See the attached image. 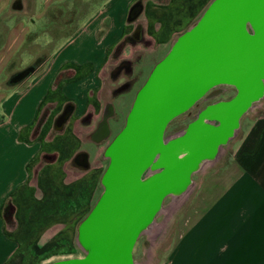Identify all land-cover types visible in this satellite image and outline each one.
Wrapping results in <instances>:
<instances>
[{"label": "crops", "instance_id": "obj_1", "mask_svg": "<svg viewBox=\"0 0 264 264\" xmlns=\"http://www.w3.org/2000/svg\"><path fill=\"white\" fill-rule=\"evenodd\" d=\"M65 1L69 0H33L28 21L25 16H8L7 36L0 47V75L27 34L41 28L47 8ZM138 1L142 11L129 22V9ZM210 1L90 2L78 19L77 31L57 40L43 70L24 89L17 86L6 93L0 88V264H46L70 257L68 248L77 246V223L99 194L104 146L102 141L94 143L90 134L110 95V85L104 84L106 70L109 67L110 73L121 60L133 61L132 70L142 78L136 80L130 96ZM9 3L0 0V14ZM59 74L64 78L57 82ZM67 105L72 112L62 129L55 130V119ZM4 126L14 129L5 134L1 131ZM241 129L229 164L218 180L203 187L200 216L160 264H264V113L241 122ZM80 153L86 154V169L74 162ZM35 154L45 161L39 168L44 194L67 191L61 198L67 203L76 199L75 188L89 180L88 201L70 214L18 215L24 208L21 200L27 197L23 192L28 181L25 170L32 166ZM38 183L36 179L35 185ZM14 191L9 199L14 206V223L6 226L2 201Z\"/></svg>", "mask_w": 264, "mask_h": 264}, {"label": "water", "instance_id": "obj_2", "mask_svg": "<svg viewBox=\"0 0 264 264\" xmlns=\"http://www.w3.org/2000/svg\"><path fill=\"white\" fill-rule=\"evenodd\" d=\"M10 7L22 11L23 6L14 0ZM141 11V2L134 3L127 20L135 21ZM31 70L10 81L26 79ZM226 87L234 90L230 98L204 105L182 128L165 134L174 119ZM262 99L264 0H211L152 65L122 127L104 148L102 190L76 226L82 255L46 264H137L135 245L155 225L165 199L180 201L189 194L193 175L217 160L240 131L244 114ZM71 112L72 107H64L55 130L62 129ZM110 114L90 134L94 143L108 138ZM78 161L88 167L86 156Z\"/></svg>", "mask_w": 264, "mask_h": 264}, {"label": "rangeland", "instance_id": "obj_3", "mask_svg": "<svg viewBox=\"0 0 264 264\" xmlns=\"http://www.w3.org/2000/svg\"><path fill=\"white\" fill-rule=\"evenodd\" d=\"M13 1L14 0H10L8 8L4 10L1 14H4L7 17L10 15H14L17 18H22L23 16H25L26 20L28 21V18L32 16L30 15V13H31V5L33 4V0H21L23 6L22 11H14L11 9L10 5ZM78 1L81 0H77V4L75 2H72L70 9H72L75 5L79 6L80 4L78 5L79 3ZM82 1L84 2L85 0ZM82 7L83 6H81V8ZM80 14L81 13H79V15L75 17L73 16L70 25L62 27V22H66L71 18L70 13L67 12L64 17L57 18L59 24L57 23V25H55V27H57L58 29L56 30L55 34L41 30L35 32V34L34 33L31 34L30 40L26 41L24 45L23 43L25 40L23 41L22 43L23 47L21 48L20 53L17 54L18 56L15 61V63L20 64L19 69L26 68L27 66L32 64L34 60H38V63L37 66L31 70L32 72L29 73L30 74L29 78L22 80L20 79L17 82H15V84H17V86L19 87L16 89L19 90L24 89L29 83V81L34 77V75L40 73L43 70L46 62L44 61L46 60L45 55L48 52L52 54L56 46L57 40H55L54 36L64 34L66 31H69L73 26H76L78 22V18H80L79 17ZM6 20L7 23L9 19ZM57 31H59V34H57ZM7 32H8V24H7V29L3 33H1L0 36L1 41L5 42ZM108 69L106 70L104 76V84L106 86L108 84L110 85L111 82L117 83L118 81L121 80V79L118 80L117 78H112L109 75ZM11 74L12 73L9 72L7 77L9 78ZM1 75H0L1 76L0 88L2 91L8 93L9 91H11L13 87L6 88L5 87L7 85V82L5 81L6 79L5 77H3V74ZM126 77L127 78L125 77L124 78L128 79L129 82L134 81L136 78L139 80L140 78H142V76L139 75V73H136L133 70L131 72V75H127ZM111 88H113V86H110V89ZM128 93L129 92L123 93L120 96L115 97L114 100H112L113 105H115L114 110L116 113L115 114L116 118L122 115L121 107L123 105L125 106V104L128 102V100H126L128 99L129 96ZM231 96L232 93H222L220 95L211 98L210 101L208 102L215 101L218 99H228ZM260 103H263L264 105V99H262L259 103L255 104L252 110H249L244 114L242 118L243 123L249 117L258 116L264 113V107L263 106L258 107ZM203 104H201L199 107H202ZM199 107H193L190 110L191 115H194ZM2 116H3L2 110L0 108V120L3 119ZM182 126L183 125L179 123L174 128H170L169 126L165 134L170 135L173 132L179 130V128H181ZM243 126L244 125L242 124V128ZM9 128L14 129L13 126L12 127L4 126L1 128L2 129L1 131L7 134L10 131ZM241 134H242V129L226 146L223 147L221 154L219 155V157L215 162L206 166L203 169V171H199L193 176L194 186L186 197H184L180 201H171L170 198L165 199L163 211L157 216L155 220V225L150 229L148 234L142 235L138 239L135 245L133 256L137 264H160L161 261L167 260L169 258L170 250L173 244L176 243L180 235L184 231H186L200 216L198 214H200L202 207L204 206L203 187L205 183L211 180L219 179V177L221 176V170L224 169L226 165L229 164L230 162L229 160L231 158L232 148L234 146L235 140L238 139L241 136ZM107 141H108L107 139L103 140L101 146H104L107 143ZM85 145L87 147L89 146L88 143H86ZM31 160L32 161L30 163L32 164V166L28 167V169L25 170V174H24L25 178L28 179L27 186L23 190L24 195H27V197H25V199L22 198L21 204L24 208H22L21 211H19L18 215H31V213H35L34 215H55L53 214L55 211L60 212L61 213L60 215H63L64 213L70 214L71 210H75L76 207H78L80 204H84L88 201L89 193H90V189L88 186L89 180H86V182H83L82 185H79L78 187L75 188L77 192L76 199H69L67 203L63 202L61 199L63 198V195L67 191L63 192V194H61L62 196L59 194H55L52 196L44 194L43 181H41L42 171L39 168L40 166H42V164H44L45 161H42L40 156H38V154H35V157ZM10 163L11 161L9 162V164ZM4 165H6L5 162ZM104 166L105 163H102L100 171H102ZM36 179L37 180L39 179L38 186L35 185ZM4 188H5V184H4ZM15 194L16 192L14 191L13 193H11V195L5 197L2 201V206L7 202L8 199L13 197ZM62 248H64V245ZM70 248H68L70 251H68L67 253L70 254L69 255L70 257L82 255V253H80L77 246L76 247L71 246Z\"/></svg>", "mask_w": 264, "mask_h": 264}, {"label": "trees", "instance_id": "obj_4", "mask_svg": "<svg viewBox=\"0 0 264 264\" xmlns=\"http://www.w3.org/2000/svg\"><path fill=\"white\" fill-rule=\"evenodd\" d=\"M103 1L104 0H88V1L85 0L83 2L81 0V1H78L79 2L78 5L79 4L80 5L79 6L75 5L72 9H70V6H71L72 2H75L77 4V0H69V1H65L63 3L53 4V5H51V6H49L47 8V10L45 12V19L46 20L42 24L41 28L39 30H37V31L43 30V31L55 34L56 30H58L57 27H55V25H57V23H58L57 18L64 17L67 12L70 13V15H71L70 20H68L66 22H62V27H65L67 25H70L71 19H73V16L74 17L78 16L79 13H81L80 14V16H81L86 11V9H87L86 5L88 6V3L91 2V3H95L96 4V3L103 2ZM81 6H83V7L81 8ZM6 19H8L7 16H5L4 14H0V36H1V33H3L7 29V23H6L7 20ZM77 28H78V22H77L76 26H73L69 31H66L64 34H61V35H55L54 38H55V40H58L60 38L69 37V36L73 35L77 31ZM37 31L28 33L26 38H25V41H24L23 45L25 44L26 41L30 40L31 34H33V33L35 34V32H37ZM57 34H59V31H57ZM2 43H3V41L0 40V47H1ZM23 45L16 52V54L10 59V61L7 63V65L5 66V68L3 70V77H5V79H6L5 81L7 82V85L5 86L6 88H12V87L14 88V87L17 86V84L12 83L10 80L18 72H20V71H22V70H24V69H26L28 67L33 69V68H35L37 66L38 60H34V62L32 64H30L29 66H27L26 68L19 69L20 64L15 63V61H16V58L18 56L17 54L20 53V50L23 47ZM49 55H51L50 52H48L45 55V59L46 60H44V61L48 60ZM9 72L12 73L9 76V78L11 77L10 79L7 77ZM29 77H30V74L28 75L27 78H29ZM63 78H64V75L63 74H59L57 76V78H56V81L58 82V81H60ZM185 121L186 120H182L181 117H177L176 119H174L170 123L169 126H170V128H174L178 123L184 126L185 125ZM2 216H3V219H4L5 223L8 226L13 225V223H14V217H13L14 216V206H13L11 200H9V199L7 200V202L2 207Z\"/></svg>", "mask_w": 264, "mask_h": 264}, {"label": "flooded vegetation", "instance_id": "obj_5", "mask_svg": "<svg viewBox=\"0 0 264 264\" xmlns=\"http://www.w3.org/2000/svg\"><path fill=\"white\" fill-rule=\"evenodd\" d=\"M132 64H133V61H130V60H121V61H119L115 66H113V68H111L110 69V73H109V75L112 77V78H117L118 80H120V81H118L117 83H112L111 82V84H110V86H113V88H111L110 89V95L111 96H109V98H107L106 100H105V105H104V108H103V112H102V114H101V117H100V120L102 119V117L104 116V115H106V113L108 112V111H110V115H109V117H108V126H109V136H108V138H107V143L104 145V148L106 147V145L109 143V141L111 140V138L116 134V132L122 127V125H123V123H124V118H125V115H126V113H127V111H128V109H129V107H130V104H131V101H132V99H133V97H134V94H135V92H136V90L138 89H136L135 91H134V93L133 94H130V96H129V98H128V102L125 104V106L123 107H121V111H122V115H120L118 118H116V116H115V110H114V106L115 105H113V103H112V100H114L115 99V97H118V96H120L121 94H123V93H127V92H131V90H132V87H133V85L135 84V82H136V80H137V78L134 80V81H132V82H129V80L128 79H125V78H127L126 76L127 75H131V72H132ZM120 77V78H119ZM125 77V78H124ZM145 77H146V75H145ZM144 77V78H145ZM141 85V84H140ZM139 85V86H140ZM222 93H232V95L234 94V90L231 88V87H226L225 88V91L224 92H222ZM221 93V94H222ZM110 97H112V98H110ZM208 101H210V99H204V98H202L198 103H196L195 104V106L194 107H199L201 104H203V106L204 105H206V104H208V103H210V102H208ZM211 102H213V101H211ZM124 104V103H123ZM202 106V107H203ZM110 109H109V108ZM199 108H201V107H199ZM198 108V109H199ZM197 109V110H198ZM179 117H181V119L182 120H186V122H185V124H187L190 120H192V118H193V115H191V112H187V113H185V114H183V115H181V116H179ZM100 120H99V122H100ZM98 122V123H99ZM97 123V124H98ZM97 124H96V127H97ZM170 125V124H169ZM169 125H168V127H169ZM95 127V128H96ZM167 127V128H168ZM167 130V129H166ZM104 150V149H103ZM86 156V154L85 153H80V154H78V155H76V157H75V159H74V162L77 164V165H83V164H80V162L78 161V159L79 158H84ZM101 162L102 163H105V166L103 167V169H102V171H101V174H102V172H103V170H104V168L106 167V164H107V160L102 156V159H101ZM194 176V175H193ZM101 190H102V187H101V185H100V191H99V193L101 192ZM99 195V194H98ZM79 249V248H78ZM79 251H80V249H79ZM80 253H82L81 251H80Z\"/></svg>", "mask_w": 264, "mask_h": 264}]
</instances>
